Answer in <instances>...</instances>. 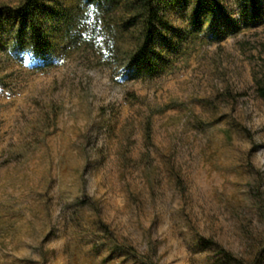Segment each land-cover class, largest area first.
<instances>
[{
	"label": "rangeland",
	"instance_id": "obj_1",
	"mask_svg": "<svg viewBox=\"0 0 264 264\" xmlns=\"http://www.w3.org/2000/svg\"><path fill=\"white\" fill-rule=\"evenodd\" d=\"M23 1L0 0V264H264V0H156L157 69L127 79L129 33L91 45L80 0H38L34 68Z\"/></svg>",
	"mask_w": 264,
	"mask_h": 264
},
{
	"label": "trees",
	"instance_id": "obj_2",
	"mask_svg": "<svg viewBox=\"0 0 264 264\" xmlns=\"http://www.w3.org/2000/svg\"><path fill=\"white\" fill-rule=\"evenodd\" d=\"M38 5V0H24L17 10L20 18L30 19L28 30L31 43L28 50L34 68H38L41 61H44V66L50 64V60L44 56L51 49V42L46 33L42 29L35 28L33 24L32 17ZM114 5L119 10L122 24L117 30L113 29L106 15L108 10L110 12L116 10ZM72 21L79 35L83 37L87 35L86 41L91 42V45L94 44L93 46L101 47L97 39L102 34L103 44L108 45V50L113 48L118 37L123 38L129 33L131 46L117 45L116 47L121 52L120 78L135 77L140 72L151 75L156 71L157 67L152 54L155 40L161 35V27L165 24L163 10L157 5L156 0H80L74 10ZM99 50L102 52V49ZM254 80L257 95L264 99V79Z\"/></svg>",
	"mask_w": 264,
	"mask_h": 264
}]
</instances>
